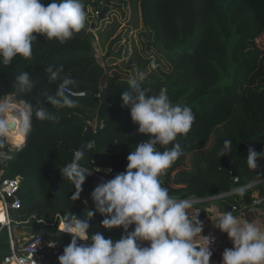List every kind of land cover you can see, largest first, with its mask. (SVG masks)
Segmentation results:
<instances>
[{"label":"trees","instance_id":"1","mask_svg":"<svg viewBox=\"0 0 264 264\" xmlns=\"http://www.w3.org/2000/svg\"><path fill=\"white\" fill-rule=\"evenodd\" d=\"M84 1L86 9L93 5L95 11H102L104 2L111 9L113 1H117L122 11L121 6H126L129 0ZM41 2L47 6L51 0ZM130 2L135 13H140L146 29L145 51L153 47L172 67L170 73H164V78L153 74L146 76L143 86L150 89L149 95L158 94L161 87H166L172 103L191 107L196 117L188 135L178 137L184 154L167 170L164 186L168 188L167 180L186 165L193 152L205 147L208 148L197 160L198 169L192 174L198 186L194 193L197 197L227 193L248 185L249 181L264 179V158L258 161L259 169L250 170L246 164L247 150L242 143L239 145L236 135L229 136L231 152L218 155L226 136L232 135L235 127L242 130V139L248 145L258 152L264 151V46L258 42L264 38V0ZM35 35L37 40L33 41L31 59L18 55L7 66L0 63V100L13 95L19 101L35 104L33 97H38L43 106L58 115L59 121H39L33 117L32 130L21 149L14 150L7 137L4 138L0 151L10 157H0L2 177L21 178L22 208L14 213V217L55 234L60 231V216L71 212L89 222L90 234L100 231L105 238L119 239L122 228L104 230L100 226L103 217L99 213L87 216L89 210L94 211V206L85 201L82 192L79 199H71L74 186L62 178L59 170L72 160L78 149L85 150V159L81 163L89 166L90 149L87 153V148L90 145H93L97 165L112 167L114 175L125 170L129 152L136 144L148 139L146 134L138 133L130 110L123 106L121 95L128 90L131 79L109 74L106 62L97 55V48L88 33L84 39L74 35L64 44L55 39L48 40L44 35ZM121 35L122 32L110 44L120 40ZM134 60L144 68L149 63L141 53L136 54ZM49 65H63L62 76L69 75L77 81L75 86L69 87L87 92L86 97L74 98L79 107L57 110L44 99L43 96L55 94L61 82H48L45 69ZM23 71H28L34 79L36 87L32 94L16 92V77ZM100 90L103 96L108 91L110 105L103 109L99 130L94 134V140L89 141L91 133L84 131V119L98 117L103 97L99 101L94 94ZM213 138H217L216 142ZM226 158L237 167L236 183L230 166L221 164ZM201 162L206 166L202 167ZM91 179L94 181L87 177L82 188ZM254 188L264 196L263 185ZM254 188L249 189L250 198ZM169 194L177 197L180 192L169 190ZM229 197L231 195L226 198Z\"/></svg>","mask_w":264,"mask_h":264},{"label":"clouds","instance_id":"2","mask_svg":"<svg viewBox=\"0 0 264 264\" xmlns=\"http://www.w3.org/2000/svg\"><path fill=\"white\" fill-rule=\"evenodd\" d=\"M101 12L96 11L95 15L100 16ZM87 20L84 0H51L47 6L41 0H0V63L7 66L18 55L31 59L33 41L37 40L35 34L64 44L85 29ZM94 22L91 20L89 24ZM150 67L157 69L155 59ZM45 71L49 83L61 82L55 94L40 96L57 110L79 107L77 100L65 91L77 81L69 75L62 76L63 65H49ZM145 80V73L139 72L128 81V90L121 98L123 106L130 110L131 120L138 125V133L146 134L148 139L129 152L124 171L95 186L90 193L94 211L87 213L88 217L99 213L103 217L100 226L104 230L122 228V234L119 239L105 238L100 231L90 234L87 220L67 212L62 215L59 228L71 234V240L57 256L58 264H210L215 237L202 234L201 217L188 215L196 201L171 196L163 179L167 170L184 154L178 137H186L191 131L195 114L187 105L173 104L166 87H161L158 94L149 95L150 89L143 86ZM35 87L28 71L16 77L17 94H32ZM33 99L35 104L26 100L19 108L0 100V147L4 146V138L8 140L13 128L18 129L19 135L27 136L32 130L33 117L39 121H59L58 115L43 106L38 97ZM231 150L232 141L225 139L218 155L221 157ZM85 155L83 149L74 151L72 160L59 170L62 178L74 186L73 201L80 198L82 185L92 172L81 163ZM261 158H264V151L248 147L246 164L250 170L260 168ZM201 166L206 165L201 162ZM106 171L111 173L112 169ZM261 180L232 191L243 195L245 189ZM232 191L219 196L235 195ZM10 223L0 219V225ZM214 225L227 234L233 245L223 250L220 264H264V227L249 220L242 222L232 211L219 215ZM89 241L91 243H87Z\"/></svg>","mask_w":264,"mask_h":264},{"label":"rangeland","instance_id":"3","mask_svg":"<svg viewBox=\"0 0 264 264\" xmlns=\"http://www.w3.org/2000/svg\"><path fill=\"white\" fill-rule=\"evenodd\" d=\"M118 6H120V2L113 1L112 5L110 6L111 9H109V13L104 19H100L99 16L95 15L96 11L93 5H90L86 9L88 12V20L86 22L85 28L88 30L90 29L91 25L89 24V21L91 20L97 23L94 30L88 32V36L93 41L95 48H97L96 53L99 58L102 59L103 62H106V66L109 68V74L111 76L121 77L123 79H133L139 72H144L146 76L153 74L155 77L160 76L164 78V73H170L172 67L165 57L161 55L160 52H157L153 47L148 49V51H145L146 46L144 42H148V36L145 35L147 33L140 13H135L130 0L127 1L126 6H121L122 11L119 10ZM120 32H122L120 37L121 39L110 44L113 38H115ZM258 42L264 46L263 37L259 39ZM140 53L149 61L145 68L143 67L144 65L141 67L134 60L135 55ZM105 58L106 60L104 61ZM153 59H155L158 64V67L155 70H152L150 67L151 61ZM132 65H134V67ZM7 97H4L3 99H7L12 102L25 103L24 101L17 100L13 95H9ZM235 113L236 115L238 114V106ZM96 119H98V117ZM233 131L234 133L232 135L226 136L227 139H229V136L236 135L238 137L237 142L239 145L241 146L242 143V147H245L247 150L251 145H248L247 142L242 139V130L239 127H235ZM216 139L217 138H215L213 142H216ZM7 141L10 142L9 144H11V146L17 144V142L12 139L11 135L8 137ZM96 182L97 181H92L91 179L88 185L83 187L82 194L90 206L94 205L90 196H87V193H91L95 186H97L98 183ZM20 228L24 229L23 225H20ZM59 232L62 231H58L54 235H49V238L47 239L49 241H58L63 246H66L68 243H70L71 238L64 234H60ZM5 245H8V241H5ZM4 255V252H0V264H2Z\"/></svg>","mask_w":264,"mask_h":264},{"label":"built area","instance_id":"4","mask_svg":"<svg viewBox=\"0 0 264 264\" xmlns=\"http://www.w3.org/2000/svg\"><path fill=\"white\" fill-rule=\"evenodd\" d=\"M97 14H99V12H97ZM65 91L66 93H70L72 97L76 99L87 96L86 91H78L70 87L66 88ZM94 97L101 101L103 91L100 90L95 93ZM79 116L83 118L82 114H79ZM84 124L85 132L96 134L99 130L97 119L85 118ZM90 146L91 148L93 147V145ZM0 157L7 159L10 156L4 151H0ZM85 167L92 171L88 177L93 178L97 182L111 179L114 176V169L110 166L97 165V159L95 156H92L89 159V166ZM108 168L112 169L111 173L106 171ZM2 173L3 172H0V215L11 222L7 226L0 225V232L5 230H8L9 232L7 247L10 249V253L5 254L2 264H18L19 261H24V264H58L57 256L62 254L64 248L62 244L58 241H49L47 239L48 237L45 235L31 234L28 231H24L23 234L19 233L20 225L23 224L24 227L29 225V221L20 222L14 217V213L22 208V199L19 193L21 178L19 176L16 178H3ZM234 181L237 182L238 178H234ZM249 187H251V185ZM231 194L236 193L232 191ZM262 200H264V197L258 196L253 202L257 204ZM234 209L237 210V207L234 206ZM197 216L198 218L201 217L200 210H197L195 215L190 218ZM59 219L60 224L63 222V217L60 216ZM203 235L215 237V241L211 246L213 254L220 252L224 248V238L218 232L212 230L203 233ZM49 245L55 246L49 247Z\"/></svg>","mask_w":264,"mask_h":264},{"label":"crops","instance_id":"5","mask_svg":"<svg viewBox=\"0 0 264 264\" xmlns=\"http://www.w3.org/2000/svg\"><path fill=\"white\" fill-rule=\"evenodd\" d=\"M212 141H214V138L212 139ZM207 148L208 147H205V148H202L200 150L193 152L188 157L186 165L181 167L179 170L175 171L174 173H172L170 178L167 180V185H168L169 190H171L172 192H180V194L176 198L191 199V200L196 201L194 207L189 210L190 217H193L195 215V212L201 208H205L207 212L213 213V215H210L204 219H199V220L204 225L203 233L214 230L218 232L220 235H222L224 238V248L220 252L213 254L212 257L210 258V264H220L222 260L223 250L225 248H232L233 245H232V241L228 238L227 234L217 229L214 223L218 219L219 215L225 212L224 205L232 204L233 208L230 211H232L234 216L239 217L242 222L244 220H249V221L256 223L258 226L264 227V200H262L261 202L257 204L253 202L255 198H258V196L260 197L259 195L260 190L254 187H257L258 185L264 186V179L259 181V183L256 184L255 186L245 189V192L243 195L235 194V195H231V197L229 198L220 197L219 195L205 197V198L197 197V195H195L194 193L197 190L196 188L198 186L196 184V181L192 177V174H194L197 171L198 169L197 160L201 155L205 153V150ZM255 181H249V184ZM96 183H99V182H96ZM252 188H254V191L251 192L252 198H250L249 189H252ZM245 194L248 195V198H245ZM87 196H90V193H87ZM243 199H246V200H243ZM247 199H250V201L247 202ZM234 206L237 207V210L234 209ZM30 227L31 226L28 225L27 227L23 226L24 229L19 228V233L23 234L24 231L29 232ZM51 235H54V233H52ZM147 243L148 242L146 241L143 242V244L145 245Z\"/></svg>","mask_w":264,"mask_h":264},{"label":"water","instance_id":"6","mask_svg":"<svg viewBox=\"0 0 264 264\" xmlns=\"http://www.w3.org/2000/svg\"><path fill=\"white\" fill-rule=\"evenodd\" d=\"M109 10V6L106 4V2H104V6H103V9H102V12L99 16L100 19H104L107 12ZM97 25L96 22L92 23L91 26H90V29H82L79 33H77L76 35L79 36L80 38H85V36L87 35L88 31H92L94 30L95 26ZM103 102V106L99 109V112H98V119H97V123L98 124H101L102 123V111L105 107H108L110 104L108 102V91L106 90L104 92V96H103V100L101 101V103ZM95 138L94 134H89L88 136V140L89 141H93ZM27 139H28V135L25 136V140L23 142V144H21L20 146H14L15 149H21L25 143L27 142ZM93 156V148H90V152H89V158H91ZM222 165H228L230 166L231 168V173H232V177L235 178L238 176V172H237V167L236 165L232 162L231 159L229 158H226L224 159L222 162H221ZM166 181V179H164V182ZM221 197V195H220ZM245 198H248V195L245 194ZM250 199H247V202H249ZM233 206L232 204H225L224 205V210L225 211H230L232 210ZM201 213H202V216L200 219H204L210 215H213L212 212H207V210L205 208H201L200 209ZM29 232L31 234H40V235H51L52 233L54 232H51V231H48L46 229H43V228H38V227H30L29 228ZM60 234H64L68 237L71 238V235L67 234V233H63V232H59ZM9 239V232L8 230H5V231H2L0 232V252H4L5 254L7 253H10V249L5 245V241H8ZM87 243H91V241L87 242Z\"/></svg>","mask_w":264,"mask_h":264},{"label":"bare ground","instance_id":"7","mask_svg":"<svg viewBox=\"0 0 264 264\" xmlns=\"http://www.w3.org/2000/svg\"><path fill=\"white\" fill-rule=\"evenodd\" d=\"M6 101H8L15 108L22 107L25 104L23 102H12V101L7 100V99H6ZM9 135H11L12 139H14V141L17 142V144L13 145L15 147L16 146H20L21 144H23V142L25 140V136L19 135L18 129H16V128L11 129L10 132H9Z\"/></svg>","mask_w":264,"mask_h":264},{"label":"snow or ice","instance_id":"8","mask_svg":"<svg viewBox=\"0 0 264 264\" xmlns=\"http://www.w3.org/2000/svg\"><path fill=\"white\" fill-rule=\"evenodd\" d=\"M0 219H3V216L2 215H0Z\"/></svg>","mask_w":264,"mask_h":264}]
</instances>
